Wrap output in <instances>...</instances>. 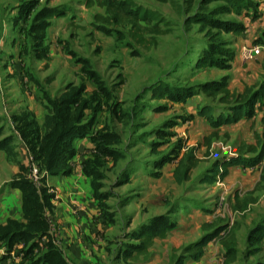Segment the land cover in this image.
<instances>
[{"label":"rangeland","instance_id":"1","mask_svg":"<svg viewBox=\"0 0 264 264\" xmlns=\"http://www.w3.org/2000/svg\"><path fill=\"white\" fill-rule=\"evenodd\" d=\"M127 1L133 4L132 8L149 12L152 18L138 23L143 42L135 41L128 20L122 18L116 22L101 8H87L84 0H20L18 7L10 5L12 0H0L3 15L0 38L5 39L1 34L5 24L11 25L6 26L10 34H22L26 30L19 26L30 24L37 12L44 9L72 16V34L76 40L72 48L81 56L78 72L72 74L65 67L66 75L71 78L62 81L55 75L46 76L42 90L45 88L50 94L45 96L44 103L46 106L50 96H55L59 90L67 89L68 97L76 95L72 106L73 127L85 128L96 148V160L89 158L84 169L92 179L101 213L112 227L111 232L119 236L115 245L110 243V252H117L120 259L122 254L138 260L140 254L136 256L133 252L138 251L130 246L139 244L135 239L144 232L141 227L159 226L166 230L165 238L153 242L144 259L155 264H170L182 255L184 246L191 244L184 241L199 239L211 228L223 226V232L214 239L220 238L218 241L221 245L224 243L226 249L209 252L205 249V258L200 264H264L263 236L254 234L253 230L245 234L241 228L253 217L255 209L245 215V209L229 207L226 198L221 200L219 208H208L207 188L211 185L200 182V177L215 161L244 155L243 145L252 144L231 147L225 140L227 134H220L219 130L208 142L204 138L213 130L199 139L197 132L201 126L191 124L193 115H188L195 100L203 99L202 93H196V86L213 81L210 77L223 78L237 55L244 69L250 62H264V46H261L264 31L254 35L250 25V32H245L241 19L250 20V17L242 12L245 2L242 5L238 0ZM25 12L30 13L25 17ZM240 27L242 31H237ZM211 45L220 50L216 57L219 66L228 65V68L196 66ZM252 45H260L261 54L251 61H242L241 49ZM43 70L47 73L49 67L44 66ZM263 78L264 74L250 87H256ZM187 90H192L193 94L182 102V92ZM186 123H190L188 128L183 127ZM254 138L253 145L257 142L255 134ZM260 139H264V135H260ZM187 156H191L190 162L186 161ZM186 169L184 179L178 183L176 172L179 176ZM127 170L137 174L135 180L140 173L145 180V175L148 176L153 192L160 190L159 197L155 196L150 202V211L158 219L152 221L153 217L149 224L135 226L130 231L125 219L120 216L114 219L116 209L119 215V204L126 203L123 192L126 183H131ZM216 178L212 185L222 182L223 178ZM226 187L227 192L237 197L238 192L242 194L244 190L239 188V183ZM255 199L252 194L242 201ZM197 209L209 214L212 222L200 224L198 219L191 222ZM259 217L261 221L257 225L261 228L263 216L258 213ZM186 264H194V261L188 259Z\"/></svg>","mask_w":264,"mask_h":264},{"label":"crops","instance_id":"2","mask_svg":"<svg viewBox=\"0 0 264 264\" xmlns=\"http://www.w3.org/2000/svg\"><path fill=\"white\" fill-rule=\"evenodd\" d=\"M12 1L10 5H20V0ZM243 2L245 6L242 12L250 17V20L241 19L245 32L251 26L254 35L264 31V0H243L241 4ZM49 11L51 10H41L30 24L19 26L26 30L22 34H10L8 27L11 25H6L4 21L5 25L1 30L5 39L0 38V64H3L0 69V128L3 136L0 140L4 136L14 135L16 156L15 159L8 160L6 153L0 151V263L155 264L144 259L149 252H133L136 256L140 254L138 260L122 254L120 259L117 252H110V243L115 245L119 236L111 232L112 227L101 213L92 179L84 169L89 158L96 160V148L89 136L74 142L75 152L72 157L63 158V154H60L62 158H59L48 150L38 160L36 156L42 146L41 139L32 142L26 138L32 134L35 139L45 132L47 108L44 98L50 94L45 88L42 90L45 77L55 75L58 81L70 79L65 67L76 74L78 58L81 57L72 48L76 43L75 35L72 34V16L57 12V16L49 18ZM29 13L25 12L24 16ZM248 64L245 69L241 68L242 63L237 55L228 74H225L231 91L240 93L245 87L253 86L261 80L264 62L257 60ZM44 66L49 67L47 73L43 70ZM218 78V75L210 77L213 81ZM66 90H59L49 100L57 102ZM202 98L195 100L194 105H191L193 109L188 114L193 115L191 124L201 126L197 132L199 139L213 130L204 119L197 116L198 106L211 103L204 94ZM189 125L190 123H186L183 127L188 128ZM57 127L59 129L58 124ZM219 132L227 134L228 139L225 140L231 147H237L241 143L253 144L254 134L264 135V99L255 107L251 118L221 127ZM127 172L131 175V183H126V190L123 192L126 203L119 204L120 212L118 215L117 209L115 210L114 219L118 220L119 216L125 219L127 230L130 231L135 226L150 223V219L154 217V213L150 211V202L155 196L159 197L160 190L157 188L153 192L149 177L145 175V180L143 173L135 180L137 174H133L134 171ZM221 181L220 184H208L211 186L207 188V207L219 208L226 198L229 207L245 209V215L255 209L253 217L247 219L241 228L245 234L253 230L254 234L263 236L264 240V161L253 168L230 167ZM235 183H239L240 189L244 188L242 194L238 192V197L227 192L226 186H233ZM252 194L256 197L255 200L242 201ZM194 213L191 222H196L197 219L200 224L212 222L209 214L202 213L199 209ZM258 213L263 216L261 228L257 225L261 221ZM158 239L155 238L153 242ZM197 239L184 242L193 243ZM219 239L210 241L205 251L226 249ZM203 258L205 255L194 264H200Z\"/></svg>","mask_w":264,"mask_h":264},{"label":"trees","instance_id":"3","mask_svg":"<svg viewBox=\"0 0 264 264\" xmlns=\"http://www.w3.org/2000/svg\"><path fill=\"white\" fill-rule=\"evenodd\" d=\"M85 6L87 8L98 7L103 9L105 14L116 22L121 21L122 18L128 20L132 35L134 34L135 41L139 43L143 36L138 31V23L143 20L152 19L149 12L146 10L142 11L139 8H132L133 4L127 0H85ZM55 16H57L55 10L49 11V18ZM240 30L242 31V27L238 28L237 31ZM217 55H220L219 48L214 45L209 46L205 54L197 60L196 66L201 69L210 67L219 68ZM226 67L228 68V65H222L220 69H226ZM182 93V102L193 94L192 90L183 91ZM196 93L204 94L211 102L197 107V116L204 119L210 128L213 129V132L204 138L208 142L216 137V131L221 127L234 125L240 120L251 118L254 115L255 107L264 99V78L256 87H245L242 92L238 93L228 88V77L225 76L219 80L197 85ZM75 102L76 95L68 97L66 94H63L57 102L47 100V115L44 119L45 132L42 135H38L35 139L32 134L26 136L32 142L39 138L41 139L42 146L39 147V152L36 156L37 160L42 155H45L48 150L59 158H62L60 154H63V158L72 157L75 152L74 142L89 135L85 128L73 127L72 106ZM57 124L59 125V129ZM1 136H3L2 128H0ZM255 136L257 141L255 145H243L244 155L237 154L236 157L227 158V160L215 161L207 173L200 177V182L202 184H212L217 180V176L219 179H222L227 174L228 168L233 166L253 168L260 164L264 159V139H260L259 135ZM13 140V136L10 135L2 137L0 140V151L6 153L8 160H13L16 156ZM51 152L50 155H52ZM190 159L191 156H187L186 161L190 162ZM86 173L88 174L87 171ZM186 173L187 169L183 170L182 175L179 174V176L178 172H176V181L181 183ZM156 219L158 218L152 221H156ZM163 230V228L153 225L149 228H143L144 232L138 234L136 238L140 241L139 244L131 245L130 247L138 251V253L146 252L152 246L155 238H165L166 230ZM222 230H224L223 226H219L203 233L198 240L184 246L182 248V255L174 258L170 264H186L188 259L198 262L203 257L207 244L217 237ZM142 236H144L143 239H141Z\"/></svg>","mask_w":264,"mask_h":264},{"label":"built area","instance_id":"4","mask_svg":"<svg viewBox=\"0 0 264 264\" xmlns=\"http://www.w3.org/2000/svg\"><path fill=\"white\" fill-rule=\"evenodd\" d=\"M262 47L260 45H252L249 47L244 46L241 49L240 58L244 62H248L259 56L262 52ZM36 172V170H33Z\"/></svg>","mask_w":264,"mask_h":264}]
</instances>
